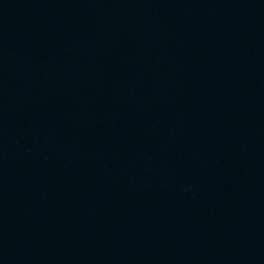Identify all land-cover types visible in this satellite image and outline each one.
I'll list each match as a JSON object with an SVG mask.
<instances>
[{
  "label": "water",
  "instance_id": "1",
  "mask_svg": "<svg viewBox=\"0 0 264 264\" xmlns=\"http://www.w3.org/2000/svg\"><path fill=\"white\" fill-rule=\"evenodd\" d=\"M0 264H264V0H0Z\"/></svg>",
  "mask_w": 264,
  "mask_h": 264
}]
</instances>
